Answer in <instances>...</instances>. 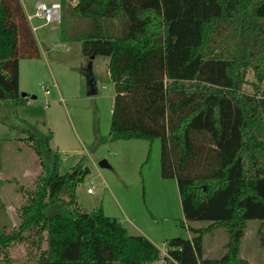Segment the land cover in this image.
Returning <instances> with one entry per match:
<instances>
[{
    "label": "trees",
    "instance_id": "1",
    "mask_svg": "<svg viewBox=\"0 0 264 264\" xmlns=\"http://www.w3.org/2000/svg\"><path fill=\"white\" fill-rule=\"evenodd\" d=\"M63 43L108 58L113 139L160 142V177L175 180L188 238L166 242L164 264H248L249 221L264 227V0H59ZM162 37V41L154 39ZM20 0H0V101L23 103L19 59L40 51ZM252 68L254 93L242 87ZM39 174L11 218L0 202V264L25 247L30 264H155L159 248L101 209L83 211L75 188L89 172L60 174L50 136L28 135ZM222 230L223 253L203 256Z\"/></svg>",
    "mask_w": 264,
    "mask_h": 264
},
{
    "label": "rangeland",
    "instance_id": "2",
    "mask_svg": "<svg viewBox=\"0 0 264 264\" xmlns=\"http://www.w3.org/2000/svg\"><path fill=\"white\" fill-rule=\"evenodd\" d=\"M22 1L29 14L35 12L34 3L52 2ZM66 1L74 4L73 0ZM36 21L32 23L36 25ZM34 36L39 58H22L18 63L19 92L27 94L25 101H0V201L11 208L10 217H14V207L21 198L17 188L30 186L39 174V162L27 138L41 133L50 136L60 174L76 166L88 168L75 188V200L83 211L101 209L129 234L149 236L164 251L167 240L188 238L187 227L204 228L205 222L184 220L176 185L160 177L159 140L111 138L113 86L108 76V58L93 59L97 93L88 96L89 61L81 55L80 44L61 42L57 23L37 27ZM253 73L252 68L246 73L242 85L246 93L255 91ZM41 86H46L50 94L45 95ZM260 86L264 89V82ZM101 160H106L108 167H99ZM93 184V193H87ZM260 226L258 221L246 225L239 256L248 264H264V227ZM225 242L224 231L208 232L203 236V256L219 257ZM11 255L16 260L14 264H30L20 244L11 250Z\"/></svg>",
    "mask_w": 264,
    "mask_h": 264
},
{
    "label": "built area",
    "instance_id": "3",
    "mask_svg": "<svg viewBox=\"0 0 264 264\" xmlns=\"http://www.w3.org/2000/svg\"><path fill=\"white\" fill-rule=\"evenodd\" d=\"M35 12L32 16H28V21H31L33 18H38L40 20H43V25H48V24H52V23H59L60 21V10H61V5L59 0L58 1H54L51 2L49 5H47L44 2H37L35 4ZM33 32H36L37 26H32L31 27ZM41 90L43 91V93L45 95H48L49 89L46 86H41ZM93 188H94V184L89 187L86 192L87 193H93ZM161 255H165L162 256V260L158 261L157 264H164L165 261L163 260L164 257H167V253H166V249L165 251L162 248H159Z\"/></svg>",
    "mask_w": 264,
    "mask_h": 264
},
{
    "label": "water",
    "instance_id": "4",
    "mask_svg": "<svg viewBox=\"0 0 264 264\" xmlns=\"http://www.w3.org/2000/svg\"><path fill=\"white\" fill-rule=\"evenodd\" d=\"M155 41H162V37L160 38H157V39H154ZM92 60H93V57L90 58L89 60V63H88V72H87V75H86V89H87V95L88 96H93L97 93V90H96V87L94 85V80H93V77H92ZM26 96L25 93H22L21 94V97H24ZM99 167L101 168H106L108 167V164L106 162V160H101L99 163H98Z\"/></svg>",
    "mask_w": 264,
    "mask_h": 264
},
{
    "label": "crops",
    "instance_id": "5",
    "mask_svg": "<svg viewBox=\"0 0 264 264\" xmlns=\"http://www.w3.org/2000/svg\"><path fill=\"white\" fill-rule=\"evenodd\" d=\"M21 1V4H22V6H23V9H24V11H25V13H26V16H27V18H28V16H32L33 14H29V13H27L26 12V7H25V4H24V2L22 1V0H20ZM52 2H54V1H58V0H51ZM35 5V3L33 4V8L35 7L34 6ZM34 11H35V8H34ZM34 20H37L36 21V25H34L33 23H32V21H34ZM40 22H41V20L40 19H38V18H33L31 21H29V24H30V26L32 27L33 25L34 26H37V27H41L43 24L41 23L40 24ZM34 34L36 33V32H33ZM93 61V60H92ZM113 86V85H112ZM50 94V93H49ZM113 96H114V92H113ZM34 97L32 96V99H33ZM61 98V97H60ZM62 100H63V98H61ZM1 176H2V173H0V180H1ZM170 180H173V179H170ZM173 183L176 185V183H175V180H173ZM2 204H3V202L2 201H0ZM6 206V205H5ZM7 207V211H8V213H9V215L11 216V208L10 207H8V206H6ZM188 235H189V233H188ZM147 237V239H149L151 242L153 241L149 236H146ZM189 237V236H188ZM153 243V242H152ZM153 244H155V243H153Z\"/></svg>",
    "mask_w": 264,
    "mask_h": 264
}]
</instances>
